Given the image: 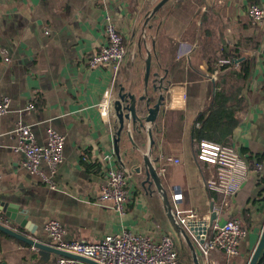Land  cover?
I'll return each instance as SVG.
<instances>
[{
  "label": "crops",
  "instance_id": "0c3cea01",
  "mask_svg": "<svg viewBox=\"0 0 264 264\" xmlns=\"http://www.w3.org/2000/svg\"><path fill=\"white\" fill-rule=\"evenodd\" d=\"M156 1L0 0V101L11 100L9 112L0 116V202L26 210L33 232L6 216L9 225L45 243L55 245L45 232L51 220L64 226V239L69 242L95 243L124 229L152 240L167 234L175 240L179 264H193L189 248L177 239L157 196L142 189L140 176L128 163L130 153L135 162H142L140 152L149 144L150 121L141 134L132 130L133 144L123 131L121 163L115 155L114 108L109 119L100 117L98 104L112 86L113 75L108 67L89 69L87 60L105 44V17L110 16L127 48L112 101L120 86L137 95L144 93L149 48L153 51L148 82L151 103L159 95L153 90L155 83L167 88L166 98L171 87L185 86L184 109L164 104L160 110L152 156L159 159V168L166 169L163 179L172 210L183 215L192 211L193 219L209 220L211 204L219 205L207 189L214 171L197 160L191 134L198 114L213 98L218 77V72L208 71L202 48L215 44L239 56L235 68L242 62L250 66L248 110L239 115L241 124L230 145L245 163L247 179H241L240 190L226 199L225 212L217 218L243 221L248 235L240 255L230 264H248L264 226V23L251 21L247 9L252 4L264 7V0H170L152 18L149 12ZM38 95L45 99L44 109H29ZM19 124L32 126L41 145L47 143L48 129L65 137L64 161L56 174L50 175L48 166L42 165L54 188L28 172L22 165L24 155L14 151V130ZM126 125L131 128L130 119ZM107 155H113V165L129 173L125 216L117 213L111 201L100 200ZM257 165L262 167L258 172ZM176 194L183 198L175 201ZM193 240L198 251L199 241L194 236ZM0 259L6 264H40L35 249L4 233ZM210 259L212 264H228L219 252ZM199 260L205 264L200 255Z\"/></svg>",
  "mask_w": 264,
  "mask_h": 264
},
{
  "label": "built area",
  "instance_id": "2783aa9c",
  "mask_svg": "<svg viewBox=\"0 0 264 264\" xmlns=\"http://www.w3.org/2000/svg\"><path fill=\"white\" fill-rule=\"evenodd\" d=\"M248 17L254 23H264V7L252 4L247 9ZM106 40L103 47L89 57L87 67L95 69L108 67L113 75V83L103 92L98 104L100 117L109 119L113 108V87L121 74L123 61L127 55L125 38L117 29L110 16L105 17ZM9 61L8 58H5ZM221 63H229L227 60ZM187 95L185 86L176 85L169 89L166 106L173 110H182L186 107ZM11 100L4 98L0 101V116L6 115L10 110ZM33 106L30 105L29 109ZM17 145L14 151L24 155L23 167L31 174L41 177L43 183L54 188L53 179L50 175L56 174L58 167L64 161L65 137L54 129L47 130V143H37L32 126L19 124L14 130ZM1 138V135H0ZM195 156L198 161L206 162L214 171V179L207 183L208 191L218 193L225 199L222 205L215 210L218 216L225 212L226 199L236 194L241 188V179L246 176L245 163L241 159L235 147L202 140L195 148ZM113 155L103 157L107 165L104 183L101 187V201H111L114 209L120 216H125L128 211V176L129 173L123 168L113 165ZM168 162L180 163L179 159L167 158ZM45 163L50 171L46 174L42 165ZM261 165H257L255 171H260ZM164 175L166 169L160 168ZM246 173V174H245ZM245 174V175H244ZM183 198L182 194H176L174 200ZM175 212L178 220L184 226L193 218L192 211ZM0 223L10 226V220L0 210ZM206 235L205 242L198 244V254L203 258L205 264H212L210 256L213 252L224 254L227 263H232L240 255V247L248 235V229L238 217H228L224 222L215 221ZM210 229V230H211ZM46 238L54 240L53 246L63 251L78 254L83 257L95 260L100 264H179V253L175 240L170 235L164 234L158 240H152L148 236L136 233L131 229H124L119 234L106 236L99 242L91 243L86 241H66L64 239L66 230L56 220H51L45 225ZM55 264H81L78 261L67 257H59Z\"/></svg>",
  "mask_w": 264,
  "mask_h": 264
},
{
  "label": "water",
  "instance_id": "95a60500",
  "mask_svg": "<svg viewBox=\"0 0 264 264\" xmlns=\"http://www.w3.org/2000/svg\"><path fill=\"white\" fill-rule=\"evenodd\" d=\"M170 0H157L149 12V17H154L160 13V10ZM147 25V22H146ZM155 45V41L153 43ZM153 51L148 49L146 60V88L143 94L137 95L132 91H126L125 87L120 86L115 99L113 101V108L115 117L117 119V131L115 133V155L118 160L123 163L119 150V142L122 139V133L125 130L126 137L130 144H133L132 130L133 132L142 133V128L146 125V122L150 121V128L148 131L149 144L144 150L140 152L142 162L136 161V157L130 153L128 156V163L132 164L131 171L140 176V184L142 189L148 193H155L158 198L159 204L169 222L177 239L185 244L192 255L193 264H201L199 260V254L196 248V244L193 240V236L203 244L206 239L207 233L213 227L215 221L218 218V213L215 210L214 204L210 206L209 220H197L190 219L184 226H182L178 220L177 215L172 210L169 204L167 196V190L165 188L163 175L160 173V168L157 165L158 158L153 159L152 149L155 144L154 131L156 129L157 118L159 116L161 108L164 106L166 100L167 88L160 83L153 85V90L157 92L158 99L156 103H151V95L148 87V82L151 74ZM216 94V87L214 88L213 97ZM131 120V128L126 125V120ZM0 210L13 222L20 227L24 226L30 232H33L32 226L26 219L28 215L26 210L21 209L17 205H9L7 203L0 202ZM32 230V231H31ZM0 231L13 238H16L31 248L36 250L38 260L37 263L48 264L53 258L67 257L81 264H100L99 262L83 257L78 254H73L67 251L56 248L52 244L45 243L42 240L35 239L23 232H20L18 228L7 226L0 223ZM264 257V226L257 243L255 250L253 251L248 264H259ZM6 264V263H2Z\"/></svg>",
  "mask_w": 264,
  "mask_h": 264
},
{
  "label": "trees",
  "instance_id": "16d2710c",
  "mask_svg": "<svg viewBox=\"0 0 264 264\" xmlns=\"http://www.w3.org/2000/svg\"><path fill=\"white\" fill-rule=\"evenodd\" d=\"M207 20L208 18L205 17L204 22ZM202 53L203 58L206 60L208 71L211 74L218 72V77L215 80V96L208 106L198 114L192 128L194 150L202 140H210L230 146L233 134L241 124L239 115L248 110L247 91L250 66L242 62L238 69L235 68V62L239 56L232 52L229 53L226 49L215 44L203 47ZM222 60H227L229 63L223 64L220 62ZM45 103L44 97L38 95L33 100V107L37 110H42L45 107ZM199 162L206 164L204 161ZM209 193L219 205H222L225 201L222 195L211 191ZM211 231L212 229L209 231L208 238L211 236ZM2 233L0 231V236ZM0 264H2L1 259ZM259 264H264V257Z\"/></svg>",
  "mask_w": 264,
  "mask_h": 264
},
{
  "label": "rangeland",
  "instance_id": "374dc122",
  "mask_svg": "<svg viewBox=\"0 0 264 264\" xmlns=\"http://www.w3.org/2000/svg\"><path fill=\"white\" fill-rule=\"evenodd\" d=\"M157 24H158V21H157Z\"/></svg>",
  "mask_w": 264,
  "mask_h": 264
}]
</instances>
